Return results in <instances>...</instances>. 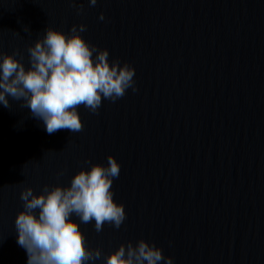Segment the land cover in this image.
Returning a JSON list of instances; mask_svg holds the SVG:
<instances>
[{
  "label": "water",
  "instance_id": "obj_1",
  "mask_svg": "<svg viewBox=\"0 0 264 264\" xmlns=\"http://www.w3.org/2000/svg\"><path fill=\"white\" fill-rule=\"evenodd\" d=\"M80 23L133 66L136 91L95 114L79 106L72 133H46L21 101L0 105V264H26L21 190L67 185L109 154L126 219L80 224L89 248L143 238L174 264H264V0H0V55L27 67L46 27Z\"/></svg>",
  "mask_w": 264,
  "mask_h": 264
},
{
  "label": "clouds",
  "instance_id": "obj_2",
  "mask_svg": "<svg viewBox=\"0 0 264 264\" xmlns=\"http://www.w3.org/2000/svg\"><path fill=\"white\" fill-rule=\"evenodd\" d=\"M96 3L88 0L89 6ZM76 11L80 14L82 6ZM98 19L103 21L104 14ZM85 31L83 23L72 25L68 33L46 27L27 48V67L13 53L0 55V105L8 108L9 98L21 101L46 133L62 129L72 133L83 127L79 106L95 114L102 100L115 102L128 89L135 92L133 66L116 58L110 61L106 48L83 38ZM85 163L90 166L77 170L67 185H44L36 193L30 187L21 190L23 206L14 225L26 264H174L159 246L143 238L107 254L87 246L80 224L92 223L96 232L105 224L119 229L126 212L123 203L113 198L119 162L109 154L106 164Z\"/></svg>",
  "mask_w": 264,
  "mask_h": 264
}]
</instances>
